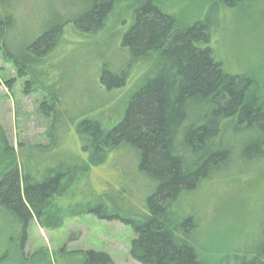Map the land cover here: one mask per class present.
Masks as SVG:
<instances>
[{"label":"trees","instance_id":"1","mask_svg":"<svg viewBox=\"0 0 264 264\" xmlns=\"http://www.w3.org/2000/svg\"><path fill=\"white\" fill-rule=\"evenodd\" d=\"M125 2H133L134 7L132 23L122 35L120 46L127 60L118 69L121 73L116 75L114 87L109 81L115 77L106 66L102 67L101 86L107 92L121 88L125 69L140 61L154 62L156 72L131 97L121 120L110 130L100 117L78 122L75 138L80 150L90 154L88 161L76 162L41 187H31L27 177H20L14 149L0 124V208L22 214L24 231L33 215L43 225V219H57L58 223L48 224V228L58 229L67 214L58 202L65 195L69 173H86L90 165L104 163L110 153L130 150L138 161L139 173L153 186L146 198V211H123L105 200L94 207L82 206L80 213L131 227L136 238L130 255L135 261L264 264V222L252 246L232 254L220 249V257H208L200 241L201 219L192 210L187 211L185 205L190 193L203 182L227 173H249L264 163V83L250 71H225L214 48L220 17L227 14L252 19L260 15L264 19V0H198L196 6H203L201 15L188 24L181 22L177 13L162 7L172 6L169 0H73L69 11L51 9L50 19L47 16L37 20L36 35L21 48L8 36L18 11L30 10V6H0V57L15 69L18 79L25 80V92L45 91L39 110L52 119L54 128L58 120L63 124L65 114L50 75L57 55L63 52L60 47L63 42L76 44L69 37L82 38L79 43L95 39L115 7ZM249 6H254L253 11ZM65 125L66 122L67 132ZM50 136L48 133L49 139ZM25 242L26 236L20 246L22 255ZM81 254L82 264H114L105 253ZM216 257L218 260L213 262Z\"/></svg>","mask_w":264,"mask_h":264},{"label":"rangeland","instance_id":"2","mask_svg":"<svg viewBox=\"0 0 264 264\" xmlns=\"http://www.w3.org/2000/svg\"><path fill=\"white\" fill-rule=\"evenodd\" d=\"M17 1L3 0L0 6H30V10L18 11L15 27L8 36L21 48L36 35L37 20L47 16L50 19L51 9L60 13L69 11L73 0ZM174 1L169 0L172 6L162 7L177 13L181 22L188 24L195 16L200 17L203 6H196L198 0ZM190 2L192 6H188ZM132 4L125 2L116 6L95 39L79 43L82 38L69 37L76 44L63 42L60 47L63 52L57 55L55 69L50 71L65 113L63 124L58 120L54 128L52 119L39 110L47 95L45 91L25 92V80L18 79L15 69L0 57V124L9 146L14 149L20 177H27L31 187L51 183L70 166L77 165L76 162H87L90 154L83 153L76 140L78 122L100 117L110 130L121 120L131 97L156 72L154 62L140 61L125 69L121 88L107 92L101 86L100 69L106 66L110 70L115 78L109 85L114 87L116 75L121 73L118 69L127 60L120 46L122 35L132 23ZM253 7L249 6L251 11ZM227 17V14L220 17L215 30L217 59L228 73L250 71L264 83L263 16ZM10 82L12 88L8 87ZM137 162L132 151L120 150L110 153L104 163L90 165L86 173L70 172L65 195L58 202L67 214L58 229L48 228V224L58 223L57 219H43V225L33 215L24 231L22 214L0 208V264H82L81 253L88 251L105 253L114 264H140L130 255L136 238L131 227L119 221L102 220L95 214L80 213L82 206L94 207L105 200L116 209L144 213L146 198L153 186L139 173ZM185 205L187 211L192 210L201 219L200 241L206 256L220 257V249L232 254L244 246H252L264 222V163L249 173H227L203 182L190 193ZM24 235L22 255L20 246ZM217 257L212 261L218 260Z\"/></svg>","mask_w":264,"mask_h":264}]
</instances>
